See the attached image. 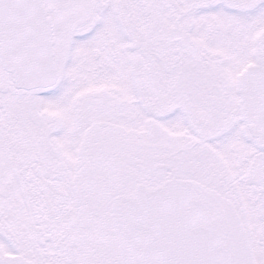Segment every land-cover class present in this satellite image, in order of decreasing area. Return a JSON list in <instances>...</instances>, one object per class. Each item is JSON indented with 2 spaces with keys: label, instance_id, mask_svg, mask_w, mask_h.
I'll use <instances>...</instances> for the list:
<instances>
[{
  "label": "snow or ice",
  "instance_id": "obj_1",
  "mask_svg": "<svg viewBox=\"0 0 264 264\" xmlns=\"http://www.w3.org/2000/svg\"><path fill=\"white\" fill-rule=\"evenodd\" d=\"M0 264H264V0H0Z\"/></svg>",
  "mask_w": 264,
  "mask_h": 264
}]
</instances>
